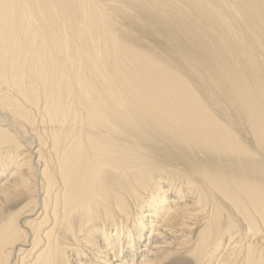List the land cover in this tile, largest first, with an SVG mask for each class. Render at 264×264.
Returning a JSON list of instances; mask_svg holds the SVG:
<instances>
[{"label":"bare ground","instance_id":"obj_1","mask_svg":"<svg viewBox=\"0 0 264 264\" xmlns=\"http://www.w3.org/2000/svg\"><path fill=\"white\" fill-rule=\"evenodd\" d=\"M0 264H264V0H0Z\"/></svg>","mask_w":264,"mask_h":264}]
</instances>
